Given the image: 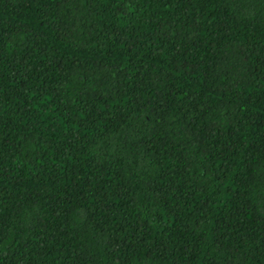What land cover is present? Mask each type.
<instances>
[{"label": "trees", "instance_id": "obj_1", "mask_svg": "<svg viewBox=\"0 0 264 264\" xmlns=\"http://www.w3.org/2000/svg\"><path fill=\"white\" fill-rule=\"evenodd\" d=\"M0 264H264V0H0Z\"/></svg>", "mask_w": 264, "mask_h": 264}]
</instances>
